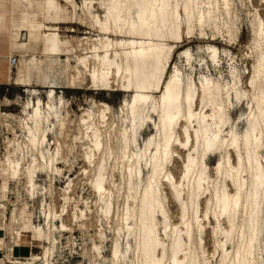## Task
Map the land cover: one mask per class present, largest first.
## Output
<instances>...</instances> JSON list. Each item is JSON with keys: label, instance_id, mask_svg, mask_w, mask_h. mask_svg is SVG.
<instances>
[{"label": "rangeland", "instance_id": "obj_1", "mask_svg": "<svg viewBox=\"0 0 264 264\" xmlns=\"http://www.w3.org/2000/svg\"><path fill=\"white\" fill-rule=\"evenodd\" d=\"M14 1L15 5H0V23L4 24V27L0 24V56H4L0 59H7L6 67L11 68L13 76L12 81L0 84V264H116L112 261L116 244L123 252L122 261L118 264H141V253L136 251V233H127L126 225L136 228V231L139 228L135 216H126V213L128 207L131 210L139 208L148 182L149 169L144 163L137 165L133 161L136 155L145 151L146 142L151 137L158 139L155 128L158 116L150 113L152 119L138 123L132 137L128 110L131 96L116 91L101 94L95 90L88 92L87 89L92 87L87 72L84 73L83 89L65 88L69 78L75 74L71 67L66 75L58 77L60 87L53 99L57 112L49 117L51 125L46 131L47 142L42 145V150L34 149L27 128L33 110L29 101L40 97L44 101L42 108L47 110L44 105L51 88L37 84L36 77H33L31 87L15 84L18 68L17 65L10 66L9 58L16 57L19 61L23 57H36L43 60L46 70L48 61L42 55L44 45L41 39L47 33L46 24L52 29H59L57 33L66 42L65 49H75L69 56L60 57L62 62L69 57L73 66L77 56L91 55L88 52L92 40L101 35L83 8L87 0H56L49 16L46 0ZM218 2L220 9L216 13V24L220 32L212 26L206 29L208 35L205 37L196 27L189 36L185 29L180 43L168 42L174 46V52L165 77L169 80L178 68L185 83L193 80L200 85L206 77L231 85L236 83L240 93L246 95L238 98L233 94L231 104H227L230 121L224 135L229 136L232 129L244 134L253 104L250 81L259 53L264 55V44L256 48L254 42L257 17L264 22V0H230L231 16L223 0ZM98 6L94 11L103 16L104 12L98 10ZM22 16L25 29L17 32L10 21ZM30 34L32 44L26 50H12L11 46L26 44ZM210 46L218 49V61L213 60ZM152 95L156 100L161 97L159 92ZM199 103L197 105L201 110ZM104 110L105 117L102 118ZM88 115H91L90 121L98 126L100 149H94L90 140L92 134L86 133L82 119L88 118ZM42 131L38 134L40 139ZM125 132L129 140L124 138ZM178 136L186 141L182 131ZM193 139L195 141L194 135ZM193 147L191 143L186 147H175L166 172L179 183L183 192L181 198H185L188 205L185 220L193 225V254L201 258L202 264H222L226 256L223 246L231 258L238 248L243 251L249 237L248 228L243 224L245 213L241 212L238 216L230 241L225 234L230 232V226L224 217L214 215L215 199L212 198L215 189L220 188L224 180V176L217 171L220 163L227 164L226 154L221 151L207 155L202 171L204 188L196 204L191 205L188 193L198 173L190 174L185 180L184 166L194 151ZM260 160L264 164V147ZM231 162L237 164L236 156L233 155ZM101 167L106 190L102 195L95 188ZM139 168L142 170L141 182H135L130 189V169L137 175ZM247 175V172L243 173L249 182ZM165 180L166 177L162 176L158 189L170 226L165 230V220L159 216L157 229L161 240L169 247L173 229H179L184 234L185 227L182 203L175 197L170 184L162 183ZM229 189L234 192L231 184ZM105 203L111 205L109 213H105ZM196 218H199L198 222ZM255 254L259 258L258 264H264V228L261 245L256 247Z\"/></svg>", "mask_w": 264, "mask_h": 264}, {"label": "bare ground", "instance_id": "obj_2", "mask_svg": "<svg viewBox=\"0 0 264 264\" xmlns=\"http://www.w3.org/2000/svg\"><path fill=\"white\" fill-rule=\"evenodd\" d=\"M55 1L46 0L48 16L50 8H55ZM223 2L226 4L228 15L231 16L232 3L230 0ZM71 3L75 8L77 7L73 1ZM85 5L83 8L94 21L93 27L97 28L101 35L100 38L92 40V47L88 52L91 55L77 56L75 66L71 64L69 57L62 62L60 57L69 56L75 49H65L66 42H63L57 33L59 29L57 27L52 29L46 24L44 28L47 33L42 36L44 45L42 55L48 61L47 69L44 70L43 60H38L36 57L30 59L23 57L19 61L17 59L18 73L15 84L31 87L34 84L33 77H36L37 84L51 88L47 96L48 101L44 105L47 110L42 108L44 101L40 97H36V101H29L33 110L27 128L33 148L42 150V145L47 142L46 131L51 125L49 117L57 112L53 99L56 89L60 87L58 77L66 75L69 68L72 67L75 74L72 78L68 77L69 82L65 88L83 89L84 73L87 72L92 87L87 89L88 92L95 90L97 94L108 91L128 93L132 98L128 103L132 137L135 136L134 131L138 123L143 124L146 120L152 119L150 113L157 114L159 120L155 123L158 139L151 137L146 142L145 151L136 155L133 161L137 165L144 163L146 169H149V177L142 192L139 208L131 210L128 207L126 213V216H135L139 228L136 231V228L126 225L127 233H136V251L139 250L141 253V264L167 262L202 264L201 258L193 254V225L191 221L185 220L188 210L186 199L181 198L183 192L179 183L166 172L167 163L174 153L173 149L179 145L186 147L189 143L194 146V151L190 150L192 154L190 153L185 163L184 178L188 180L190 174L198 173L188 193L191 205L196 204L204 188L202 171L206 165L207 155L221 151L226 154L227 164L220 163L217 171L224 176V180L220 188L218 186L215 189L212 198L215 199L214 215L224 217L230 226V232L225 233L230 241L232 232L237 227L238 216L241 212L245 213L243 224L248 228L249 237L243 251L238 248L231 258L223 246L226 256L222 264H258L259 258L255 251L256 247L259 248L261 245L264 228V164L260 160L261 150L264 147V55L262 52L259 53L250 81L253 89V95L251 94L253 104L247 129L244 134L232 129L227 136L224 135L230 121L227 104H231L233 94L238 98L245 94L240 93L236 83L231 85L208 77L200 85L193 80L185 83L178 68H175L169 80L165 77L174 52V46L169 45L168 42L180 43L185 29L190 36L197 27L201 36L205 37L208 35L206 29L212 26L215 31L220 30L216 24L218 21L216 13L220 9L218 0H98L97 2L87 0ZM96 5H99L98 10H103V16H99L94 11ZM50 31L53 33H48ZM254 42L256 48L264 44V22L260 17H257V22L254 24ZM209 48H212L213 60L218 61V49L214 46ZM9 64L12 66L10 58ZM153 92L161 93V97L156 100L152 95ZM198 102L201 103V110L198 108ZM101 115L102 118L105 117V110ZM90 116L83 118L82 121L86 133L92 134L90 140L94 149H100L98 126L90 121ZM42 129L43 135L40 139L38 134ZM179 131L184 133L185 142L178 136ZM126 133L124 138L129 140ZM124 147H127L126 142ZM233 155L236 156V165L231 162ZM41 156L44 158L43 151ZM102 169V167L99 169L95 181V188L101 195L106 193ZM246 172L249 175V182L243 177V173ZM141 175L140 168L137 175L130 169L128 181L130 189L135 182H141ZM162 176L166 177L162 183H169L175 197L182 203L185 227L184 234L179 229H173L171 236L169 235L171 243L168 248L161 240L157 229L159 216L165 220V230L170 226L158 189ZM230 184L234 187V192L229 189ZM110 207L109 203H105V213L110 212ZM196 220L198 222L199 218ZM122 254L120 246L114 245L112 261L116 264L121 262Z\"/></svg>", "mask_w": 264, "mask_h": 264}, {"label": "crops", "instance_id": "obj_3", "mask_svg": "<svg viewBox=\"0 0 264 264\" xmlns=\"http://www.w3.org/2000/svg\"><path fill=\"white\" fill-rule=\"evenodd\" d=\"M6 3H11L15 5V1L11 0V1H3L0 0V5L6 4ZM3 21V20H2ZM3 24V22H1ZM0 23V24H1ZM10 25L12 28H14L17 32L25 29V23H24V19L23 16L20 19H11L10 21ZM2 27H4V24L2 25ZM42 42H43V37H41ZM31 40V34L29 35V39L28 42L26 44H19V45H15V46H11L12 50H20V49H24L26 50L32 43ZM0 57H4V56H0ZM7 59H0V84H7V82L12 81L13 80V76L11 75V68H7L6 67V63Z\"/></svg>", "mask_w": 264, "mask_h": 264}, {"label": "built area", "instance_id": "obj_4", "mask_svg": "<svg viewBox=\"0 0 264 264\" xmlns=\"http://www.w3.org/2000/svg\"><path fill=\"white\" fill-rule=\"evenodd\" d=\"M10 63L12 66H16L17 65V58L16 57L10 58Z\"/></svg>", "mask_w": 264, "mask_h": 264}]
</instances>
